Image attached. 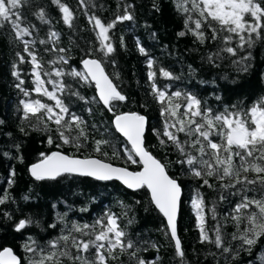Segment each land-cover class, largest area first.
Wrapping results in <instances>:
<instances>
[{"label": "trees", "instance_id": "16d2710c", "mask_svg": "<svg viewBox=\"0 0 264 264\" xmlns=\"http://www.w3.org/2000/svg\"><path fill=\"white\" fill-rule=\"evenodd\" d=\"M61 3L73 12L71 26L63 22V14L52 0H29V4L21 9L23 23L32 33L25 39L32 42L30 50L42 66L38 71L45 81L44 87L53 90L49 80L65 86L62 92L57 90L56 95L70 113L82 118L84 124L81 127L85 128L88 138L86 141L82 139L83 146L76 148L58 139L57 126L47 120L46 115L43 122L31 114L29 119H24L21 100H40L56 112L59 109L55 108V101L34 91L31 58L24 52V44L14 38L10 25L5 23L0 27V199H7L0 204V249L11 247L21 257L22 264H28L32 253L25 252L23 245L29 238L47 248L49 241L61 235L65 224L68 227L73 222L92 224L105 213H113L119 217L118 222L127 233L126 239L133 241L138 249V257L146 262L159 257L158 264H181L165 221L153 207L144 188L131 193L113 182H96L69 175L54 181H37L28 174V168L42 159L41 153L54 151L80 158L105 159L115 166L139 171V163L127 160L126 149H131L112 124L116 115L135 112L148 119L146 150L166 165L169 176L182 188L177 227L185 253L183 264H264V237L251 252L245 250L247 245L241 247L240 240L232 239L233 233L240 234L231 219L233 208L241 199L239 194H232L236 189L222 188L221 182L214 177L209 178L212 188L202 187L203 181L191 176L186 164L177 162L184 157L171 141L162 135L157 136V132H163L165 118L160 114L161 106L152 87L155 83L169 94L175 91L193 94L214 112L223 111L225 107L231 109L233 105L250 107L264 98V39L254 36L253 47L240 49L238 38L234 36L228 46L236 48L237 55L220 52L224 47L220 39H206L201 43L185 28L187 14L178 7L181 0H61ZM184 7L190 5L185 3ZM125 8L133 19L117 22L109 30L110 39L105 43L110 42L115 50L105 56L106 49L101 50L98 29L94 28V21L90 22V18L97 17L107 25L123 15ZM40 9L44 10L47 22L36 15ZM195 18L193 14V20ZM189 24L194 28L193 22ZM182 31L186 33L184 36L179 35ZM53 32L57 35L52 36ZM209 34L205 29V35ZM140 48L144 49V54ZM217 52H220V58L213 56L210 62L208 57ZM17 53L25 57V63L19 62ZM242 57L248 59L242 60ZM86 58L100 60L117 90L126 97L123 102H112L111 111L100 104L89 81L69 75L74 70L83 73L80 64ZM149 60L153 62L151 69ZM161 69L170 72L173 78L163 77ZM14 70L19 71L20 78L25 81L22 87L28 90V96L16 87L19 80L12 75ZM56 70H61L64 75L56 77ZM149 71L156 73L153 80L148 77ZM46 72L52 75H45ZM75 134V131L71 133ZM178 135L181 140L185 139L183 133ZM49 136L53 138L52 145L47 143ZM161 139L166 141L163 146ZM96 140L109 142L102 145V151L107 152L108 157L94 151ZM114 151L118 154L116 157L112 155ZM13 171L14 176L11 175ZM249 178L254 176L250 173ZM223 183L229 181L226 179ZM197 190L204 199V227L209 237L214 239L215 230L220 228L225 246H231V252L224 253L207 241L201 243L196 213L191 204ZM247 195L259 198L260 193L248 192ZM5 213L10 214L11 219ZM58 217H63V222ZM26 218L33 223L16 232L15 224ZM52 224L56 227H50ZM245 226L241 225V230ZM121 260L123 264H135V259L130 261L127 255L117 261L110 260L109 264H121ZM65 264L69 262L65 260Z\"/></svg>", "mask_w": 264, "mask_h": 264}, {"label": "snow or ice", "instance_id": "6c2138e0", "mask_svg": "<svg viewBox=\"0 0 264 264\" xmlns=\"http://www.w3.org/2000/svg\"><path fill=\"white\" fill-rule=\"evenodd\" d=\"M52 3L56 4L63 14V22L71 26L73 12L70 8L61 3V0H52ZM185 3L190 7H184ZM28 4L29 0H0V27H3L5 23L10 25L14 38L24 44V52L31 58L30 63L33 65L34 91L55 101V108H58L59 112L54 111L52 106L40 100H21L24 119H29V114H31L37 117L38 121L43 122L46 115L47 120L57 126L58 139L62 140L63 144H71L80 148L83 146L81 140L86 141L88 138L85 128L81 127L84 121L75 113H70L63 100L56 95L57 90L61 92L64 90L65 86L62 83L49 80L48 83L52 84L53 90L49 91L44 87L45 81L38 71L42 69V66L36 54L30 50L32 42L25 39L32 33L30 27L23 23L21 9ZM178 7L187 14L185 28L192 32L201 43H204L206 39L213 41L220 39L224 44L220 52L237 55V49L228 46L234 36L238 38L240 49H244L245 46L253 47L254 36L264 39V0H181ZM193 14L196 15L194 20ZM36 15L41 21L47 22L43 9H40ZM132 19L127 8L123 15L117 16L115 21L107 25L97 17L90 18V22L94 21V28L98 29L97 39L100 40L101 50L106 49L105 56L115 50L110 42L105 43L110 39L109 30L114 28L117 22ZM190 21L194 23V28L190 26ZM205 29L210 33L208 36L205 35ZM185 34L183 31L179 33L180 36ZM51 35L56 36L57 34L53 32ZM40 43H45V41H40ZM140 52L144 54V49L140 48ZM220 52L210 55L209 61H212L213 56L220 58ZM17 55L20 63L26 62L24 56L19 53ZM246 59L248 57H242V60ZM240 62L236 61V63ZM82 63L83 73L74 70L69 75L80 77L85 81H88L90 77L95 82L100 101L109 111L112 110L110 107L112 102L126 100V97L117 90V86L105 73L100 60L84 59ZM148 67L149 69L153 67L151 60L148 61ZM160 71L163 77L173 78L170 72L163 69ZM44 74L52 75L47 72ZM12 75L19 80L16 87L28 96V90L22 87L25 81L20 78L19 71L14 70ZM54 75L61 77L64 73L56 70ZM155 76V72L149 71L150 80H153ZM152 87L155 98L161 106L160 114L165 118L163 132H157V136L162 135L171 141L172 146L184 157L177 162L182 165L186 164L189 174L203 181L202 187L212 188L213 185L209 183V178L214 177L221 182L222 188L236 189L232 194H239L241 199L235 204L231 219L240 234L233 233L232 239L240 240L241 247L247 245L245 250L251 252L252 247L264 237V98L250 107L233 105L231 109L225 107L223 111L214 112L212 108L205 107L204 103L193 94L181 91L169 94L166 90L156 87L155 83ZM66 116L69 118L65 119ZM146 123V118L138 113H122L116 115L114 120L115 130L131 144V150L126 149L127 160L133 164L139 163L142 166L141 171H129L127 168L116 167L106 162L105 159L92 157L81 159L58 151L51 154L41 153L42 159L32 164L29 170L37 181L55 180L64 174H75L103 181L119 180L130 189L147 188L151 194V203L167 220L170 239L174 241L175 254L181 258V264H183L185 253L177 234L181 187L176 179L169 176L166 165L146 150L144 146ZM44 130L48 131L47 128ZM74 131L76 134L71 135ZM179 133L184 134V140L180 139ZM47 143L49 145L54 143L51 136L48 137ZM94 143V151L108 157V153L102 151V145L109 142L96 140ZM160 143L163 146L166 141L161 139ZM112 155L116 157L118 154L114 151ZM134 156L139 157V160H136ZM250 173L254 178H249ZM11 175L14 176L15 172L13 171ZM226 179L229 183H223ZM11 183L12 181L9 180V184ZM248 192H259L260 196L259 198L249 196ZM6 199L7 197L0 199V204H3ZM191 204L196 213L201 243L207 241L213 243L224 253L231 252V246H225L220 228L215 230L214 239L209 237L204 227V199L199 190ZM4 215L11 219L10 214L5 213ZM58 219L63 222V217H58ZM118 221L119 217L115 214L105 213L92 224L73 222L71 227L65 224L61 235L49 241L47 248L41 247L35 240L29 238L23 245L25 252L32 253L28 264H65V260L69 264H109L110 260H120L123 255H127L130 261L135 259V264H158L159 257L154 261L146 262L137 256L138 249L133 241L126 239L127 233ZM32 223L30 218L20 219L15 224L14 230L21 232ZM241 225L246 226L241 230ZM50 227L55 228L56 225L52 224ZM0 264H22V259L11 247H3L0 249ZM121 264H123L122 260Z\"/></svg>", "mask_w": 264, "mask_h": 264}, {"label": "water", "instance_id": "95a60500", "mask_svg": "<svg viewBox=\"0 0 264 264\" xmlns=\"http://www.w3.org/2000/svg\"><path fill=\"white\" fill-rule=\"evenodd\" d=\"M86 59H94V58H86ZM80 66H81V69H82V71L84 72V66H83V63L81 62V64H80ZM103 67V66H102ZM106 73V72H105ZM88 81L94 86V89H95V92H96V96H97V99L99 100V102H100V104L106 109V110H108V108H106L104 105H103V102L102 101H100V99H99V95H98V93H97V90H96V88H95V82L94 81H92L91 80V78L89 77V79H88ZM121 102H123V101H121ZM125 113H135V112H125ZM122 114V113H121ZM118 115H120V114H118ZM145 117V116H144ZM146 118V117H145ZM114 120H115V117L113 118V120H112V124H113V127H114V130H115V125H114ZM146 121H147V123H146V126H145V133H144V140H145V135H146V133H147V129H148V119L146 118ZM116 131V130H115ZM116 133L127 143V145L130 147V149H131V144L130 143H128V141L126 140V138L125 137H123L122 136V134H120L119 132H117L116 131ZM145 146V145H144ZM54 152H57V151H54ZM58 152H60V151H58ZM61 153H63V152H61ZM51 154V153H50ZM63 154H65V153H63ZM67 155V154H66ZM78 158H80V157H78ZM92 158H96V157H92ZM137 160H139V157H135ZM82 159V158H81ZM99 159V158H98ZM38 163V162H37ZM115 166V165H114ZM31 167V166H30ZM30 167L28 168V174H29V176L31 177V179H33V180H35V178L31 175V173H30ZM116 167H120V166H116ZM124 168V167H123ZM129 170V169H128ZM142 170V166L140 165V170L139 171H141ZM129 171H131V170H129ZM64 175H69V176H75V177H81V178H86V179H90V180H93V181H96V182H103V183H109V182H113V183H117V184H119L120 186H122L125 190H127V191H129V192H131V193H136V192H138V191H140V190H142V189H130V188H128L125 184H123L121 181H119V180H115V179H113V180H107V181H103V180H97V179H95L94 177H87V176H80V175H75V174H64ZM63 176V175H62ZM61 177V176H60ZM59 177H57L56 179H58ZM55 179V180H56ZM43 181H54V180H43ZM181 187V186H180ZM146 191H147V193H148V195H149V198H150V201H151V194H150V191L147 189V188H144ZM182 195H183V192H182V188H181V200H182ZM180 204H181V202H180ZM153 205V207L155 208V206H154V204H152ZM156 209V208H155ZM156 211L158 212V210L156 209ZM179 212H180V208H179ZM179 212H178V216H177V222H178V217H179ZM159 213V212H158ZM160 215H161V217L164 219V221H165V224H166V226H167V220H166V218H164L163 217V215L161 214V213H159ZM168 229V228H167ZM168 232H169V235H170V231H169V229H168ZM177 234H178V227H177ZM173 243H174V241H173Z\"/></svg>", "mask_w": 264, "mask_h": 264}]
</instances>
